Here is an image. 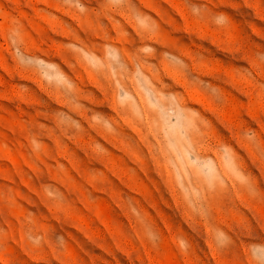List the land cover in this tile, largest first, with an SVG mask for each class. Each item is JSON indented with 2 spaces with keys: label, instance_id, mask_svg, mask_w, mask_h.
Returning a JSON list of instances; mask_svg holds the SVG:
<instances>
[{
  "label": "rangeland",
  "instance_id": "1",
  "mask_svg": "<svg viewBox=\"0 0 264 264\" xmlns=\"http://www.w3.org/2000/svg\"><path fill=\"white\" fill-rule=\"evenodd\" d=\"M0 83V264H264V0H0Z\"/></svg>",
  "mask_w": 264,
  "mask_h": 264
},
{
  "label": "bare ground",
  "instance_id": "2",
  "mask_svg": "<svg viewBox=\"0 0 264 264\" xmlns=\"http://www.w3.org/2000/svg\"><path fill=\"white\" fill-rule=\"evenodd\" d=\"M55 2V1H54ZM56 4V3H55ZM61 10V9H60ZM127 10V9H126ZM67 18V17H66ZM76 26V25H75ZM121 29L122 30H124L123 29V27L121 26ZM106 31H108V30H106ZM105 31V32H106ZM110 31H108L107 33H109ZM139 35V34H138ZM51 48V47H50ZM54 51V50H53ZM139 61V60H138ZM141 62V61H140ZM35 74V73H34ZM33 74V75H34ZM24 76V75H23ZM23 76H22V78H23ZM26 76V75H25ZM25 76H24V78H25ZM27 77H29V76H27ZM34 78H36V77H33V79ZM73 78V77H72ZM28 80H30V78H27ZM33 79H31L32 81H33ZM37 79V78H36ZM35 79V80H36ZM27 80V81H28ZM104 80H106V79H104ZM15 81V80H14ZM37 81V80H36ZM12 82V81H11ZM40 81H38V83H39ZM96 82V81H95ZM98 82V81H97ZM96 82V83H97ZM106 82V81H105ZM41 83V82H40ZM39 83V84H40ZM1 84V83H0ZM3 84V83H2ZM2 84H1V86H2ZM95 84V83H94ZM98 84V83H97ZM122 84H126V83H122ZM40 87H41V85H39ZM126 86H127V84H126ZM39 87V88H40ZM111 87V85L107 82V83H105L104 85L103 84H101V85H99V87H97L98 88V90L100 89L101 91V93H102V95H103V97H104V101L106 102H110V106H111V109H112V111L115 113V114H117L118 116H119V113H122V114H126V112H125V109L122 107V106H118L117 104H116V102H115V100L114 99H109V97H108V89ZM93 88V87H92ZM79 88L77 87V89L76 90H74L71 94L72 95H74L75 97H77V96H80L81 95V93H80V91L78 90ZM123 89V88H122ZM46 90V89H45ZM125 90V89H124ZM97 91V90H96ZM41 93L43 92V91H40ZM50 92V91H49ZM48 92V93H49ZM154 92V91H153ZM45 93V92H44ZM43 93V94H44ZM51 93V92H50ZM155 93V92H154ZM46 94V93H45ZM115 93H113V95H114ZM47 95V94H46ZM54 95V94H53ZM56 95V94H55ZM55 95H54V97H55ZM61 95H63V94H61ZM40 96V95H39ZM38 96V97H39ZM47 96H49V95H47ZM37 97V98H38ZM54 97H52L53 98V101H54ZM58 97V96H57ZM65 97H70V94H68L67 96H65ZM72 99H74L73 97H71ZM81 98H83V97H81ZM96 98V97H95ZM46 99V98H45ZM61 99V98H60ZM77 100L78 99H80V98H76ZM84 99V98H83ZM93 98L91 97V100H92ZM34 100V99H33ZM41 100V99H40ZM50 100V99H49ZM59 100V99H58ZM63 100V99H62ZM62 100H61V102H62ZM88 100H90V97H89V99ZM90 100V101H91ZM48 101V100H47ZM46 101V102H47ZM50 101H52V100H50ZM93 101V100H92ZM35 102V101H34ZM45 102V101H44ZM55 102H57L56 100H55ZM38 103V102H37ZM66 103V102H65ZM73 103H75V102H73ZM104 103V102H103ZM60 104V103H59ZM100 104H101V102H100ZM32 105V104H31ZM35 105V104H34ZM42 105V104H41ZM51 105V104H50ZM57 105H58V102H57ZM61 105H63V104H61ZM61 105H59V106H61ZM65 105V104H64ZM101 105H103V104H101ZM39 106V105H38ZM67 106V105H66ZM105 106H106V104H105ZM31 107H33V106H31ZM53 107H55V106H53ZM34 108V107H33ZM44 108V107H43ZM48 108V107H47ZM62 108V107H61ZM74 111L76 110V107L75 106H73L72 105V107H71ZM45 109V108H44ZM59 109V108H58ZM54 110V109H53ZM66 110H67V108H66ZM69 110V109H68ZM33 111V110H32ZM61 111V110H60ZM71 111V110H70ZM77 111V110H76ZM80 111V110H79ZM47 112V111H46ZM64 112V111H63ZM40 113V112H39ZM67 113H69L68 111H67ZM66 113V114H67ZM78 113V112H77ZM145 113V112H144ZM35 114V113H34ZM79 115H80V113H78ZM44 115V114H43ZM48 115V114H47ZM50 116V115H49ZM72 116V115H71ZM81 116V115H80ZM80 116H78V117H80ZM83 116V115H82ZM52 117V116H51ZM73 117V116H72ZM53 118V117H52ZM49 119V118H48ZM82 120H83V117H82ZM123 120V119H122ZM1 121V120H0ZM45 121V120H44ZM50 121V120H49ZM85 121H86V119H85ZM84 121V122H85ZM88 121V120H87ZM111 121V120H110ZM126 121H128V120H126ZM38 122V121H37ZM48 123V122H47ZM125 123V122H124ZM15 124V123H14ZM17 124V126H18V123H16ZM52 124V123H51ZM54 124V123H53ZM87 124V123H86ZM131 123H129V125H130ZM23 124H21V126H22ZM124 125V124H123ZM20 126V127H21ZM147 126V125H146ZM54 127H55V124H54ZM95 127H97V126H95ZM121 127V126H120ZM16 128H18V127H16ZM57 128V127H56ZM90 128V127H89ZM147 128H148V126H147ZM48 129V128H47ZM132 129V128H131ZM20 130V129H19ZM59 130H60V128H59ZM121 130H123L122 128H121ZM22 131V130H21ZM65 131H68V132H72V129H65ZM87 131H88V129H87ZM95 131V130H94ZM125 131V130H124ZM13 134H14V132H13V130L11 131ZM15 132H18V131H15ZM24 132V131H23ZM22 132V133H23ZM89 132V131H88ZM122 132V131H121ZM21 133V132H20ZM21 133V134H22ZM26 133V132H25ZM58 133H60L59 131H58ZM124 133V132H123ZM12 134V135H13ZM17 134V133H16ZM26 135V134H25ZM51 135V134H50ZM15 136V135H14ZM61 136H63V135H61ZM43 137V136H42ZM48 137V136H47ZM64 137V136H63ZM80 137V136H79ZM35 138V137H34ZM38 138H40V137H38ZM66 138V137H65ZM22 139H24V138H22ZM44 139V138H43ZM53 139V138H52ZM69 139V138H68ZM27 140V139H26ZM48 140V139H47ZM54 140V139H53ZM63 140V139H62ZM67 140V139H66ZM69 141V140H68ZM72 141V140H71ZM77 141V140H76ZM51 142V141H50ZM54 142H55V140H54ZM53 141L51 142L52 144L54 143ZM121 142V141H120ZM51 144V145H52ZM55 144V143H54ZM53 144V145H54ZM70 144H71V142H70ZM79 144H80V142H79ZM56 145V144H55ZM78 145V144H77ZM82 146V145H81ZM55 147H57V146H55ZM55 147H52L53 149H55ZM67 147V146H66ZM69 147V146H68ZM71 147V146H70ZM79 147V146H78ZM50 148V147H49ZM58 149V148H57ZM77 149V148H76ZM80 149H81V147H80ZM84 149V148H83ZM71 150H72V148H71ZM75 150V149H74ZM79 150V149H78ZM82 150V149H81ZM60 151V150H59ZM49 152V151H48ZM56 152V151H55ZM54 152V153H55ZM76 152V151H75ZM82 153H83V151H81ZM53 153V152H52ZM58 153H60V152H58ZM80 153V152H79ZM81 153V154H82ZM87 153V152H86ZM41 154V153H40ZM61 154V153H60ZM77 154V153H76ZM35 155V154H34ZM44 155V154H43ZM42 155V156H43ZM49 155H51V156H53L52 154H49ZM77 155H79V154H77ZM88 155V154H87ZM91 155V154H90ZM48 156V155H47ZM50 156V157H51ZM59 156V155H58ZM74 157H75V155H73ZM34 157V156H33ZM32 157V158H33ZM60 157V156H59ZM90 157V156H89ZM93 157V156H92ZM44 158H46V157H44ZM23 159V158H22ZM36 159H38V158H36ZM35 159V160H36ZM48 159H50L49 157H48ZM48 159H46V160H48ZM57 159V158H56ZM24 160V159H23ZM41 160V159H40ZM58 160V159H57ZM37 161V160H36ZM38 162H39V160H38ZM72 163V162H71ZM26 164V163H25ZM41 164V163H40ZM73 165V164H72ZM65 170V169H64ZM60 172H62V171H60ZM64 172V171H63ZM66 172V171H65ZM59 174V173H58ZM64 174V173H63ZM66 174V173H65ZM69 175V174H68ZM60 176V175H59ZM62 176H64V175H62ZM66 176V175H65ZM52 177V176H51ZM54 177V176H53ZM55 179V178H54ZM58 179V178H57ZM62 179V178H61ZM42 183V182H41Z\"/></svg>",
  "mask_w": 264,
  "mask_h": 264
}]
</instances>
